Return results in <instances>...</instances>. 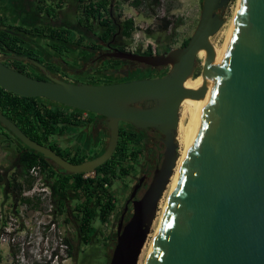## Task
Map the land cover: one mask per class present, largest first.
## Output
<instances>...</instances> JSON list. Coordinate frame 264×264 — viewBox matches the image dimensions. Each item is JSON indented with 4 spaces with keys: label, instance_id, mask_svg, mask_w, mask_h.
Returning a JSON list of instances; mask_svg holds the SVG:
<instances>
[{
    "label": "water",
    "instance_id": "water-1",
    "mask_svg": "<svg viewBox=\"0 0 264 264\" xmlns=\"http://www.w3.org/2000/svg\"><path fill=\"white\" fill-rule=\"evenodd\" d=\"M231 0H202L199 22L185 46L157 55L116 49L112 55L169 67L162 76L123 82H73L30 76L0 57V86L26 97L92 112L107 118L106 149L71 162L29 137L0 111V124L66 173H88L109 160L118 145L120 122L154 127L164 134L163 161L141 198L142 177L121 213L108 264H138L178 160L180 107L205 93L212 73H196L199 53L208 64L216 55L212 36ZM3 29V28H1ZM18 35L13 29L4 28ZM11 58L45 68L28 55ZM202 76L197 89L186 81ZM131 217L125 221L129 202ZM147 264H264V0H239L231 38L215 72L204 115L172 188Z\"/></svg>",
    "mask_w": 264,
    "mask_h": 264
},
{
    "label": "rangeland",
    "instance_id": "rangeland-1",
    "mask_svg": "<svg viewBox=\"0 0 264 264\" xmlns=\"http://www.w3.org/2000/svg\"><path fill=\"white\" fill-rule=\"evenodd\" d=\"M237 2L238 0H231L223 10V16L226 18L224 24L232 18ZM131 3L125 2V4L117 6L116 16H120V19L127 18L133 12L131 9L128 12L129 4ZM201 10L202 0H162V4L157 8L156 14H159L161 18L167 17L171 20L172 24L169 30L166 32L156 31L152 37H148L144 28L153 26L155 21L152 15L142 12L135 20L141 30H137L133 34L132 39L127 41L128 47L130 49L138 48L143 51L149 50L145 44L150 38L157 44V50L161 54L180 47L182 41L193 34L199 22ZM0 16L6 18L7 24H21L28 27H33L30 24L38 25L46 21L44 15L42 16L36 7V0H0ZM79 19L80 10L78 3L75 0H65L64 8L60 11L58 19L53 24L67 27L71 32L78 31L82 33L84 37L81 38V42H87L88 39L96 40L94 33L99 34L101 26L98 23H94L93 30H91L84 26ZM1 27L3 26L1 25ZM74 35L76 39H80L77 32H74ZM120 37V35L117 36L118 41H121ZM34 38H37L36 42L41 44L46 51L53 53V49L50 47L51 42L48 39L36 36ZM75 38L73 40H76ZM204 64L205 62L198 58L196 73L202 71ZM93 78L95 82L100 83L97 80V76H93ZM47 104L51 105L52 102H47ZM85 112L87 117L93 116L92 112L88 111H83L81 114L83 115ZM125 128L133 130L131 127L125 126ZM77 129L76 127L68 126L63 134H52L46 145L56 142L63 150L79 155L88 153L90 158L98 156L108 146L109 128L101 134L99 146H94L90 143V146L84 145V147L82 146V141L78 147L79 141L73 137V133ZM0 132V173L4 175L3 180L0 181V233L3 230L6 218L14 223L9 225V238L7 240L0 239V264H105L107 256L111 258L116 244L117 227L123 208L132 193L134 184L141 176V174L139 175V165L147 164V144H144L141 139L137 144L133 143L132 147L137 150V154L125 163L128 173L119 174L113 179L112 185L108 187L116 199V208L105 221H101L98 217L93 220L92 239L90 243H87L79 232L82 215L75 210V206L84 201L83 191L73 187L72 182L65 189H60L57 182L58 178L51 176L48 170H43L42 175L51 187V199L31 200V202L17 200L8 186V179L16 170V166H18L17 148L24 147V144L6 128L3 127ZM179 149L178 143V155ZM161 151H165V147H162ZM151 157L153 158V164L156 163L157 154ZM161 164L162 162L160 166ZM154 172L155 167H152L146 186L137 193L138 198L143 196L150 185ZM95 175V171L85 173V177H94ZM25 187L28 186L25 185ZM169 190L170 185L161 198L160 203H164L167 199ZM60 199L65 201L62 209H60L58 204ZM16 208L19 210L18 215H15L14 212ZM160 212L158 208L157 217L154 220L138 264H144L147 248L158 225ZM131 215L132 209L126 212L125 221ZM10 216L13 219H10ZM66 238H69L72 242L73 247L71 249H68L64 241Z\"/></svg>",
    "mask_w": 264,
    "mask_h": 264
},
{
    "label": "trees",
    "instance_id": "trees-1",
    "mask_svg": "<svg viewBox=\"0 0 264 264\" xmlns=\"http://www.w3.org/2000/svg\"><path fill=\"white\" fill-rule=\"evenodd\" d=\"M75 1L78 3L80 10V22L91 30H93V24L98 23L101 26L99 36L103 41L109 40L114 35H120L126 41H129L137 30H141L133 17L120 19V16H116L117 0ZM122 1L126 2L128 0ZM143 3L145 5L143 13L154 17L157 8L162 4V0H146V2L132 0V5L137 8L141 7ZM64 5L65 0H36V7L41 15H44L46 21L38 25L30 24L33 27L15 26L13 28L18 30L23 28L20 30L32 35L49 36L58 41L63 40L67 37L65 34H69L71 30L53 23L58 19ZM0 23L3 25L7 24L4 16H0ZM171 24V20L167 17H158L153 26H148L144 31L148 37H152L156 31H168ZM9 28L12 29V27ZM190 37L185 38L181 46H185L189 42ZM19 41L20 39L17 36L0 28V50L8 49L16 51L19 55H26L24 48L18 45ZM55 49L64 50V45L61 43L56 44ZM149 53L152 54L150 51ZM17 70L30 75L26 69L20 68ZM47 102H52V104L48 105ZM0 111L13 120L29 137L45 145L47 141L49 142L52 134H63L69 125H79L85 121H93L91 117L79 118L82 115V110L64 106L41 97L21 96L1 86ZM2 128L3 126L0 124V131ZM120 131V139L113 156L96 168L94 177H85V173H65L59 166L53 165L43 154L25 145L22 148H17L18 166H16V170L8 179V186L11 192L16 196L17 200L31 202L29 198L22 197V192L25 185L30 187L33 184V178L29 175V171L37 164H41L44 171L48 170L51 176L58 178L57 182L60 189H65L72 182L73 187L81 189L84 194V201L78 203L75 206V210L82 215L79 232L82 234L83 239L90 243L93 232V220L98 217L101 221H105L116 208V199L108 187L112 185L113 179L119 174L128 173L125 163L137 154V150L132 146L139 142V134L134 130L122 127ZM48 146L71 162L80 163L90 158L88 153L79 155L63 150L56 142L50 143ZM3 178L4 175L0 173V181ZM95 184L96 186H94ZM58 204L60 209H62L65 201L60 199ZM18 211L17 208L14 210L15 213ZM64 241L68 249L73 247L69 238ZM109 260L110 256H107L105 264H108Z\"/></svg>",
    "mask_w": 264,
    "mask_h": 264
},
{
    "label": "flooded vegetation",
    "instance_id": "flooded-vegetation-1",
    "mask_svg": "<svg viewBox=\"0 0 264 264\" xmlns=\"http://www.w3.org/2000/svg\"><path fill=\"white\" fill-rule=\"evenodd\" d=\"M1 25L3 27H1ZM15 26L27 27L18 24L3 25L0 23V28L4 29L12 27V29L17 32L18 35H12L17 36L20 39L18 45L24 48L26 55L38 60L42 65L45 66V68H41L40 66L33 65L29 62L11 58L10 56L19 54H17L16 51L8 49L0 50V57L2 61L8 66H12L16 69H26V71L31 76L36 78L45 79L47 76H54L73 82L79 81L93 83L95 82L93 80V76H97V80L102 83L110 81L123 82L133 79L162 76L166 74L169 69V67L164 66L151 67L138 60L116 57L112 55L116 49L130 51L135 54L153 55L149 53V50L143 51L137 48L131 51L128 47L127 41H125V39L122 41L123 37H120L121 41L117 40L118 35H114L109 40L103 41L99 34L94 33V35H96V40L88 39L87 42H81L80 40L82 37H84V35L78 31H72L69 34H65L67 36L65 39L58 41L49 36H32V34H29L24 30H20L23 28H20L19 30L13 28ZM74 32L78 33L80 39L75 38ZM34 36L48 39V41L51 42L49 43L50 47L53 49V53L46 51V49L41 44L36 42L37 38H34ZM74 38L76 40H73ZM59 43L64 45V50L55 49V45ZM157 54L161 53L157 52ZM92 114V122H82L83 125H69L78 128L77 131H74L73 133V137L79 141L78 147L81 144V141L83 147L84 145L90 146V143L94 146H99L101 143V134L108 130L107 118L95 113ZM123 125L133 128V130L139 134V138L142 140V142L147 144V164L139 165V175L141 174V176H139L137 182L134 184L135 186L138 184L140 178H143L138 189L139 191L144 186H146L152 167H155L156 170L163 160L164 151L161 150L162 147L166 148L164 134L154 127L136 128L129 122H120V128H125ZM155 154H157V160L156 163L153 164V158L151 156H154ZM135 198H138L137 194ZM130 209H133L132 200L129 202L126 212H128Z\"/></svg>",
    "mask_w": 264,
    "mask_h": 264
},
{
    "label": "bare ground",
    "instance_id": "bare-ground-1",
    "mask_svg": "<svg viewBox=\"0 0 264 264\" xmlns=\"http://www.w3.org/2000/svg\"><path fill=\"white\" fill-rule=\"evenodd\" d=\"M238 5H239V0L237 2V5H236V8H235V11H234L232 18L230 17L231 19H229V21L226 22L224 24V26L220 30H218V32H216L214 34V36L211 38L212 43L214 44L215 49H216L215 57L207 64L205 62V56H206L205 51L202 50L199 53V58L201 59V61L205 62L204 67H203L201 72H206L209 70L212 73V75L209 79L207 89H206V91L202 97H200L198 99L186 98L181 104L180 121H179V125H178V133H177V142L179 143V146H180L178 160L176 163V167L174 169V173L171 177V181L169 183L170 190H169L167 199L164 201V203L161 202L159 205V209L161 212H160V215L158 216L159 217L158 225L155 229L153 237H152L150 244L147 248L148 251L146 252V259L144 261V264L148 263V258H149L150 252H151V248H152V245H153L155 238L157 236V232H158L159 227H160L161 219L163 218V216L166 212V208H167V205H168V202L170 199L172 188L175 184V181H176L177 175L180 171V168L184 164L186 156L189 152V149H190L191 144L193 142V139L195 137L199 123L201 122V119H202L204 112L206 110V107L208 104V99H209V96L211 93V88H212L213 82H214L215 72L218 69V67L220 66V63L222 62L223 56L226 52V44L229 41V39L231 38V35L233 32L234 21H235ZM153 55H156V54H153ZM201 84H202V76L198 77L195 80L189 78L186 81V87L190 88V89H197V88H199V86H201Z\"/></svg>",
    "mask_w": 264,
    "mask_h": 264
},
{
    "label": "built area",
    "instance_id": "built-area-1",
    "mask_svg": "<svg viewBox=\"0 0 264 264\" xmlns=\"http://www.w3.org/2000/svg\"><path fill=\"white\" fill-rule=\"evenodd\" d=\"M117 1H118L117 6H120L123 3L125 4V2L122 1V0H117ZM142 1L146 2V0H142ZM126 2L127 3H129V2L131 3V0H128ZM130 9L133 12L130 13L127 18L133 17L136 20L137 19V16L139 14H141L142 12H144L145 5L143 3L141 5V7L137 8L134 5H132V3H131V4H129L128 12H130ZM158 17H159V14H156L154 16V21ZM147 27H145L144 29H146ZM145 46H146V48L149 49V51L152 54H157V52H158V50H157V44L154 43V41L151 40V38L149 39V41L146 42ZM135 49L136 48H133V49H130V50L132 51V50H135ZM79 118H82V119L87 118V113L85 112L83 115H80ZM42 172H43V167H42L41 164H37V165L33 166L30 169L29 175L32 178H34L35 182L30 187H25L23 189V192H22L23 197L29 198L30 200H39V199L43 200V199H46V198L51 199V195H52L51 187L48 184V182L44 179V177L42 175ZM15 215H18V212L15 213ZM7 219L8 218H6V222L4 223L3 230L0 233V239L1 240H7L9 238V233H10L9 232V225L14 224L12 221H9ZM10 219H13V217L10 216Z\"/></svg>",
    "mask_w": 264,
    "mask_h": 264
},
{
    "label": "crops",
    "instance_id": "crops-1",
    "mask_svg": "<svg viewBox=\"0 0 264 264\" xmlns=\"http://www.w3.org/2000/svg\"><path fill=\"white\" fill-rule=\"evenodd\" d=\"M20 16V15H19ZM19 25V24H18ZM21 25V24H20Z\"/></svg>",
    "mask_w": 264,
    "mask_h": 264
}]
</instances>
